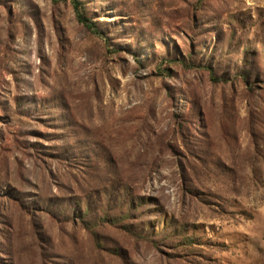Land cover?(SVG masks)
<instances>
[{
  "label": "rangeland",
  "instance_id": "1",
  "mask_svg": "<svg viewBox=\"0 0 264 264\" xmlns=\"http://www.w3.org/2000/svg\"><path fill=\"white\" fill-rule=\"evenodd\" d=\"M0 0V264H264V0Z\"/></svg>",
  "mask_w": 264,
  "mask_h": 264
},
{
  "label": "trees",
  "instance_id": "2",
  "mask_svg": "<svg viewBox=\"0 0 264 264\" xmlns=\"http://www.w3.org/2000/svg\"><path fill=\"white\" fill-rule=\"evenodd\" d=\"M56 2H66L68 0H55ZM74 8L76 10V14H77V19L78 21L83 24L88 30H90L92 33L96 34V35H100L102 36L101 30L99 29V27L97 26L96 23H94L93 21H91L85 14L84 11L81 10V3L78 2L77 0H72Z\"/></svg>",
  "mask_w": 264,
  "mask_h": 264
}]
</instances>
